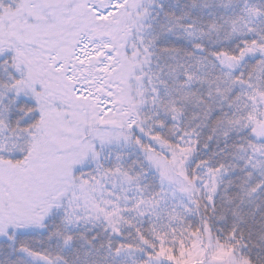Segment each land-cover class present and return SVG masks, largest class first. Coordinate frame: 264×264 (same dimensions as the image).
Here are the masks:
<instances>
[{"label":"snow or ice","instance_id":"1","mask_svg":"<svg viewBox=\"0 0 264 264\" xmlns=\"http://www.w3.org/2000/svg\"><path fill=\"white\" fill-rule=\"evenodd\" d=\"M0 264H264V0H0Z\"/></svg>","mask_w":264,"mask_h":264}]
</instances>
